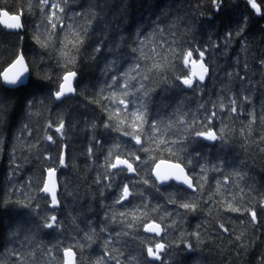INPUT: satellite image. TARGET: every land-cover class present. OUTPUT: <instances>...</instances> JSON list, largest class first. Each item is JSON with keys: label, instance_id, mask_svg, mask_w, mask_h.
Masks as SVG:
<instances>
[{"label": "trees", "instance_id": "obj_1", "mask_svg": "<svg viewBox=\"0 0 264 264\" xmlns=\"http://www.w3.org/2000/svg\"><path fill=\"white\" fill-rule=\"evenodd\" d=\"M1 11L21 14L24 29L0 25V264H64L65 249L78 264H264V14L247 0L219 10L212 0H0ZM200 52L209 78L189 88ZM21 53L29 83L7 88L1 74ZM69 71L76 95L58 102ZM141 105L143 123L132 115ZM209 128L217 140L195 135ZM117 156L137 176L112 169ZM162 160L183 165L196 192L160 186ZM48 168L59 171L58 209L41 190ZM52 215L58 226L43 227Z\"/></svg>", "mask_w": 264, "mask_h": 264}, {"label": "snow or ice", "instance_id": "obj_2", "mask_svg": "<svg viewBox=\"0 0 264 264\" xmlns=\"http://www.w3.org/2000/svg\"><path fill=\"white\" fill-rule=\"evenodd\" d=\"M213 4L216 5V9L219 10V7L221 6V0H212ZM48 0H41V4H47ZM247 3L251 6L252 9L255 10V12L257 14H264L262 13L261 7L257 4L256 0H247ZM58 5L53 4V8H57ZM60 12H63L64 9L61 7L59 8ZM0 15H2L3 17H5L6 19L3 20L4 23L7 24V27L10 29H19L22 27V23H21V14H16V15H9L8 11H2L0 12ZM53 16H55V12H53ZM51 23V21H49ZM51 27L53 29L56 28V24L55 23H51ZM86 32V30H85ZM77 43H82V39L79 38V34H77ZM37 42L41 43L42 46H46V44H44L43 42H41L39 40V38L37 37ZM100 48L97 47L96 48V52H99ZM133 51H136V49H133ZM192 56V52L189 51L187 53V56L185 58V63H187V60L189 58H191ZM200 57H201V62L197 63L196 61H192V73L190 76H187L185 78L182 79V83L185 86H188L189 88L192 87L193 85V77H198L199 81H204L205 77L208 73V68L205 66V64L202 62L203 61V57H204V52H200ZM137 68H139V65L136 66ZM28 72V68L25 65V60H24V56L23 55H18L15 60L10 64L9 68H7L3 73V79L6 83L10 84V85H16L18 83H22V77L25 75V73ZM77 75L76 72L74 71H69L67 72L64 76H63V82L59 84V90L55 92L54 96L56 100H60L62 97L65 96L66 93H72L75 91V89L72 86L71 83V79L73 77H75ZM127 75V74H126ZM112 82L113 84L116 83V78L113 77L112 78ZM125 88L128 87V84L125 83L124 85ZM143 84L140 85V88L143 89ZM125 96L128 95L127 92L124 93ZM120 104H125V107H127L126 105V101L124 99H121L119 101ZM233 103V107L231 109L232 112H236V107H235V101L232 102ZM143 109V105H141V110H138V112H134L132 113L133 117L135 118V120L146 122L145 121V114L142 111ZM0 111H2V109H0ZM214 115V113H213ZM105 127H108V125H105ZM156 125L153 124L152 128L155 131L156 130ZM64 128V123L63 121L60 122L59 127L56 128L57 132H61V130ZM126 135H128L129 133H125ZM195 135L197 137H204L205 139L209 140V141H215L217 140V134L212 131L210 128L208 130L205 131H197L195 133ZM133 139L135 140L136 144H140L141 143V139L139 135H134ZM47 140L52 141L53 137L52 136H47ZM175 143V142H173ZM171 151V149H169ZM89 152H91V149H89ZM137 159H139V157H137ZM191 161H189L190 163ZM59 163L61 165L65 164V157L64 155H61L59 158ZM118 165H125L127 168V171L129 173H133L136 171V169L133 167V164L130 163L127 159H121L119 156L116 157L115 163H112L110 165V167L112 169H115L118 167ZM56 173V169L55 168H48L47 169V176L48 179L44 182L43 184V188L41 189L42 192L44 193H48L51 196V205L53 207L58 205V199H57V185L56 183L53 181V177L55 176ZM154 174H155V178L157 181L164 183L165 181L171 180V179H175L177 181H181L183 184H186L187 187L189 189H194V185L192 182V179L186 174L184 167L180 164V163H170L167 165V168L163 171H161L160 166L157 164L156 168L154 170ZM143 183L145 185H147L149 183V181L147 179L143 180ZM130 195H132V193H130L129 191V187L127 184H125L123 186L122 189V194L119 198V200L117 202H120L121 200L127 199ZM181 207H183L186 210H195L196 205L194 204H190V203H183L182 205H180ZM228 208L233 211V212H237L240 211L239 208L237 207H233L231 204L228 205ZM250 215H251V220L252 222H256L257 221V213L255 210H251L250 211ZM58 226L57 225V216L56 215H52L50 217V219L48 221H46L43 224V227L48 228V229H52L53 227ZM131 226V225H130ZM221 228H223V225H220ZM225 231H227V229H224ZM145 231L148 232H155L157 235H159L161 228L159 224H155V223H151V224H146L145 225ZM13 236L16 235V233H12ZM199 234L197 233V236ZM89 239H91V237H89ZM237 239H239V237H237ZM165 246L163 244L157 243L155 245V251L153 250L152 247H148L147 248V255L149 257H153L155 259L159 258V251L162 250ZM65 257H66V264H75L74 261V256L75 253H73L71 251V249H65Z\"/></svg>", "mask_w": 264, "mask_h": 264}, {"label": "water", "instance_id": "obj_3", "mask_svg": "<svg viewBox=\"0 0 264 264\" xmlns=\"http://www.w3.org/2000/svg\"><path fill=\"white\" fill-rule=\"evenodd\" d=\"M1 12H2V11H1ZM9 15H13V14H10V13H9ZM15 15H16V14H15ZM5 19H6L5 17H3L2 15H0V25H1L3 28L7 29V31H9V32H19V31H23V29H24V22H23V17H22V16H21L22 27L19 28V29H10V28H8V27H7V24L3 22V20H5ZM20 55H23V54L21 53ZM24 60H25V65H26L27 68H28V72L25 73V75L22 77V83H18V84H16V85H10V84H8V83H6V82L4 81V79H3V75L1 74V79H2V82H3V84H4L5 87H7V88H11V89H16V88H19V87H22V86L24 87V86L28 85L29 80H30V77H31V73H30V67L28 66V63H27L25 57H24ZM202 62L205 64L204 61H202ZM205 66H206V64H205ZM206 67H207V66H206ZM8 68H9V67H8ZM6 69H7V68H6ZM6 69H5V70H6ZM208 77H209V71H208V73H207V75H206L204 81H199L198 77H193V80L196 78L200 83L204 84V83L207 81ZM76 81H77V75L71 79V83H72V86H73L74 89H75V83H76ZM74 95H76V89H75V91L72 92V93H66L64 97H62L60 100H57V101H58V102H61V101H63L64 99L69 98V97H72V96H74ZM64 157H65V155H64ZM170 163H175V162H171V161H167V160H162V161H159L157 164L160 166L161 171H163V170H165V169L167 168V165L170 164ZM157 164H156V165H157ZM156 165H155V167H154V170H155V168H156ZM182 166H183V165H182ZM133 167H134V166H133ZM183 167H184V166H183ZM118 168H125V169L127 170V168H126L125 165H118ZM184 169H185V167H184ZM154 170H153V176H154V178H155ZM185 172H186V174L190 177V175L188 174V172H187L186 169H185ZM129 174H130V176H132V177L137 176L136 171L133 172V173H129ZM190 178H191V177H190ZM47 179H48V176L46 177V180H47ZM155 179H156V178H155ZM191 179H192V178H191ZM53 181H54V182L56 183V185H57V199H58L59 194H60V184H59V176H58V171H57V170H56L55 176L53 177ZM157 182H158V184H159L160 186H163V187H164V186L171 185L172 183H174V184H176V185H178V186H181V187L186 188L187 190H190L191 192H195V191H196L195 186H194V189H195V190H193V189H189V188L187 187L186 184H183L181 181H177V180H175V179H171V180L165 181L164 183H161V182H159V181H157ZM192 182H193V179H192ZM193 185H194V182H193ZM129 191H130V189H129ZM130 193H131V192H130ZM46 195L51 199L50 194L46 193ZM129 199H130V196H129L127 199L122 200V201H121V204L126 203ZM58 202H59V201H58ZM53 208H54V209H58V208H59V203H58L57 206H55V207H53ZM160 228H161V231H160L159 235H157L155 232H150V233H151L152 235H157L158 237L161 238V237L163 236V228H162L161 226H160ZM71 251H72L73 253H75L73 250H71ZM162 251H163V249L160 250L159 253H161ZM64 257H65V254H64ZM74 261H75V264H77V255H76V253H75V256H74ZM64 264H66V257H65Z\"/></svg>", "mask_w": 264, "mask_h": 264}]
</instances>
